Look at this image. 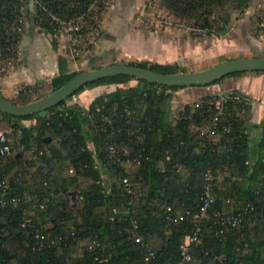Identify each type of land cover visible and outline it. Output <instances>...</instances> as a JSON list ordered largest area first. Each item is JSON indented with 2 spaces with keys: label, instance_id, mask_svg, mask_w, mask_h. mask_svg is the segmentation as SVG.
<instances>
[{
  "label": "trees",
  "instance_id": "trees-1",
  "mask_svg": "<svg viewBox=\"0 0 264 264\" xmlns=\"http://www.w3.org/2000/svg\"><path fill=\"white\" fill-rule=\"evenodd\" d=\"M163 1L180 16H194L201 8L219 7L231 0ZM235 1L246 5L248 0ZM33 2L31 9L23 0H0V51L4 54L17 55L29 18L50 36L56 47L53 18L74 19L88 15L96 4L101 10L105 7V0ZM15 19V34L10 35V22ZM13 36L14 40H10ZM11 43L15 44L10 50L13 54L6 52ZM128 64L162 73L178 71L175 64ZM78 73L60 71L47 86L54 91ZM238 74L241 72L206 85L211 86V91L199 100L212 98L218 93L215 84ZM130 80L137 83L130 84ZM106 84L116 88L97 96L89 109L103 105L112 117L114 137L130 148L131 157L139 156V164L129 163L137 167L134 172H128L125 166L116 170L103 166L101 158L110 135L92 132L89 147L85 132L89 124L78 109L66 108L68 116L57 110L65 100L49 108L44 117L38 113L19 117L0 111V130L11 129V153L0 154V178L8 185L0 187V199L36 194L42 204L0 206V264H99L95 257L100 253L108 258L106 264H178L182 237L192 221L186 217L168 222L165 208L170 205L179 212H195L207 168L215 176V198L209 213L229 210L231 205L244 208L250 203L257 221L255 225L243 221L236 226L205 221L200 244L190 247L192 259L188 264H220L221 260L227 264H264V154L253 158L248 153V133L235 114L236 110L244 111L241 104L230 102L224 109L221 121L231 127L230 135L234 137L233 142L225 144L220 137L201 135L200 129L190 134V118L197 121L200 117L209 125L210 111L205 105L198 108L194 103L184 104L182 115L169 119L173 93L185 87L171 86V94H156L154 85L165 86L115 75L90 82L76 93ZM37 91L38 86L23 88L15 103L22 102L23 94ZM24 120H32L33 124L26 126ZM45 137L50 140L44 141ZM102 169L108 176L102 174ZM217 174L222 177L219 181ZM123 176L129 178L141 197L133 213L126 207L128 195L121 183ZM70 191H74L73 197ZM24 206L31 224L57 239L55 247L37 249L31 226H22ZM132 219H136L138 233L155 249L149 261L144 260V248L133 239ZM47 222L50 228L45 227ZM94 239L100 245L91 249ZM153 240H158L159 245H153Z\"/></svg>",
  "mask_w": 264,
  "mask_h": 264
},
{
  "label": "crops",
  "instance_id": "crops-1",
  "mask_svg": "<svg viewBox=\"0 0 264 264\" xmlns=\"http://www.w3.org/2000/svg\"><path fill=\"white\" fill-rule=\"evenodd\" d=\"M113 12H108V14H113ZM123 18L116 12V21L113 26L109 24L111 18L105 24L103 23V33L99 45L91 51L89 56L80 57L77 60H72L66 55L65 50L59 45V40L54 47L50 36L44 30L36 25H30L28 30L25 29L24 35L20 37L14 66L0 76V93L7 100L15 103L23 88L39 87L42 84L48 85L60 71L83 72L93 70L108 64L112 60L114 62L121 59L125 60L124 57L142 58L154 61L153 64L161 65L179 63L196 65L206 59L224 58L238 53L264 57V33L260 35L262 31L257 30L255 17L250 19L249 16L244 15L237 20L236 17L230 29L225 31L224 36L216 41L143 28H129V31L125 26L119 25V21L121 23ZM129 82L133 85L137 83L136 80ZM215 85L217 87L216 92L237 91L252 99L253 103L246 111L236 110V119L242 123L248 133L249 155L256 158L258 155L264 154V72H241V74L226 78ZM115 88L116 86L111 84L87 87L79 93V104L84 108H89L97 96ZM210 88L211 86L185 87L174 91L169 119L180 117L184 104L192 105L204 93L211 91ZM190 120H192L190 121V134L207 127V123L200 117L197 121L193 118ZM28 121L31 122L28 123L24 120L23 123L26 126L33 124L32 120ZM85 132L88 137V146L91 147L92 132L87 126ZM125 168L128 172L137 170L135 165L129 163L125 165ZM102 174L108 176V172L104 169H102ZM221 178L217 174L218 181ZM45 227L50 228V223L47 222ZM152 242L155 246L160 243L158 240Z\"/></svg>",
  "mask_w": 264,
  "mask_h": 264
},
{
  "label": "built area",
  "instance_id": "built-area-1",
  "mask_svg": "<svg viewBox=\"0 0 264 264\" xmlns=\"http://www.w3.org/2000/svg\"><path fill=\"white\" fill-rule=\"evenodd\" d=\"M98 20L84 15L69 20L53 18V22H51L53 37L56 39V42L59 40V45L63 50H65L66 55L72 60H77L80 57H87L90 55L91 51L99 45L101 28ZM153 89L156 94L172 93L171 86L160 87L154 85ZM230 102L241 104L243 110L245 111L251 107L253 103L252 99L237 91H220L212 98L200 99L194 102L195 107L199 108L205 105L210 111L209 125L206 129H200L201 135H205L207 137H220L221 140H224L225 144L233 142L234 137L230 135L231 127L221 121L224 109ZM70 106L77 108L79 114L88 121L89 130L91 132L99 134L107 133L110 135L105 143V148L101 158V162L104 167H107L109 170H116L122 169L127 163L139 164V156L131 157L130 148L122 141H118V139L114 137L116 129L114 127L113 119L103 110V105H95L91 110L89 108H84L79 104V94L74 93L65 99L57 110L60 111V114L68 116L69 113L65 109ZM10 135L11 129L0 130V154L2 155H9L11 153V148L8 145ZM166 159H168L167 156ZM203 179L204 183L200 195V203L195 212H191L190 209L185 210V212H179L174 210V208L170 205L165 208V220L168 222H178L186 217H191L192 221L190 230L184 233L182 237L180 244L181 259L178 264H188V262L192 259L190 247H196L200 244L201 232L205 221H212L219 226H236L243 221L250 222L251 225H255V221H257V215L254 212V207L250 203H248L244 208H235L231 205L229 206V210H218L210 214L209 207L215 198V176L211 168H207L204 171ZM121 183L128 195L126 204L127 210L130 213H133L134 208L137 205V201L140 198V194L137 192L135 186L131 183L127 176L122 177ZM0 187H8L6 182L1 178ZM40 200L41 199L36 194L29 195L26 198L10 196L8 199L1 198L0 206L5 207L9 204L15 207L20 202L26 203L27 207L32 205L42 206ZM22 216V226H31V233L38 241V250L42 248H52L57 245V239L44 234L39 228L34 227L31 224V219L27 216L26 206L23 207ZM130 225L134 241L139 243L144 248V260L149 261L154 256L155 249L152 248L144 240L142 235L138 233L136 219H132ZM59 239H61V237H59ZM99 245L98 241L94 239L89 245V248L94 249ZM95 259L99 264H106L108 260L103 253L97 255ZM220 264L227 263L225 260H221Z\"/></svg>",
  "mask_w": 264,
  "mask_h": 264
},
{
  "label": "rangeland",
  "instance_id": "rangeland-1",
  "mask_svg": "<svg viewBox=\"0 0 264 264\" xmlns=\"http://www.w3.org/2000/svg\"><path fill=\"white\" fill-rule=\"evenodd\" d=\"M23 1L30 5L29 8L33 9V0ZM104 5L105 7L101 10V8L96 4L90 9L88 15H86L89 18H94L97 20L99 19L98 21L101 28V37L103 33V23L105 24L108 19L111 18L109 20V24L113 26L114 22L116 21V12L124 17L123 21H121V23L123 22L122 25L120 21L119 25L122 27L125 26V28H128L129 31V28H143L162 33L174 32L183 36L193 38H205L216 41L224 36L223 33L225 31L230 29L236 17L237 20L239 17L247 15L250 17V19L252 17L256 18L255 20L257 24V30L262 31L260 35H263L264 33V0H248L246 5L244 3L240 4L243 7H240L238 1L231 0L219 7L213 6L210 8H201L198 10V13L194 16H180L177 11L171 10L169 7H167L163 0H106V4ZM29 8L28 10H30L31 12V9ZM240 10H242L241 12L243 13H241ZM112 11H114L113 14H108V12L110 13ZM30 19L31 18H29V21H27V27L25 28L26 30H28L30 25H34L32 24L33 22ZM15 21L16 19L10 22V35L15 34ZM25 29L22 31V33L19 31L21 33V36L24 35L26 31ZM10 40H14V36ZM14 45V43H11L8 47L9 49H7L6 52L13 54L10 50L11 48L14 49ZM4 53L5 52L0 51V76L6 73V71L10 70L12 66H14L16 59V55H14L15 57H13ZM234 57L240 58L256 56L242 55L238 53L224 58L215 57L213 59H206L204 62H201L200 64L196 65H184L183 63L175 65L178 69L177 72H194L203 70L223 60L233 59ZM124 58L127 61L121 59L117 62H114L112 60L106 65L143 61L147 62L148 64L154 63V61H149L142 58ZM51 92L52 91L49 90L46 84H42L38 87L37 92L23 94L21 99L22 102L18 104H24L23 102L27 99L30 100L28 102L40 100L49 95ZM25 122L30 123L31 121L25 120Z\"/></svg>",
  "mask_w": 264,
  "mask_h": 264
},
{
  "label": "water",
  "instance_id": "water-1",
  "mask_svg": "<svg viewBox=\"0 0 264 264\" xmlns=\"http://www.w3.org/2000/svg\"><path fill=\"white\" fill-rule=\"evenodd\" d=\"M253 71H264V57L226 59L203 70L194 72L162 73L134 64H110L80 72L46 97L33 102L24 104L13 103L0 93V111L19 117L35 113L44 117L49 108L60 104L69 96L76 93L80 87L90 82L115 75L129 76L164 86L195 87L209 85L233 73ZM49 140V137L44 138L46 142ZM71 196H74V192H71Z\"/></svg>",
  "mask_w": 264,
  "mask_h": 264
}]
</instances>
